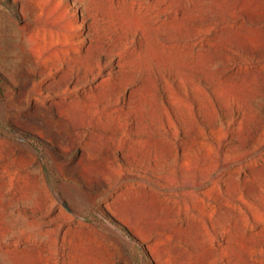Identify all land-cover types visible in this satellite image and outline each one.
Here are the masks:
<instances>
[{"label":"rangeland","instance_id":"374dc122","mask_svg":"<svg viewBox=\"0 0 264 264\" xmlns=\"http://www.w3.org/2000/svg\"><path fill=\"white\" fill-rule=\"evenodd\" d=\"M0 264H264V0H0Z\"/></svg>","mask_w":264,"mask_h":264},{"label":"trees","instance_id":"16d2710c","mask_svg":"<svg viewBox=\"0 0 264 264\" xmlns=\"http://www.w3.org/2000/svg\"><path fill=\"white\" fill-rule=\"evenodd\" d=\"M113 220V222H116L114 219H112ZM117 223V222H116Z\"/></svg>","mask_w":264,"mask_h":264}]
</instances>
